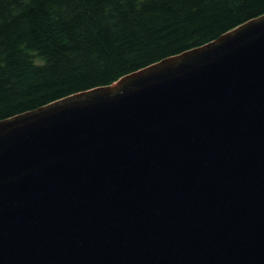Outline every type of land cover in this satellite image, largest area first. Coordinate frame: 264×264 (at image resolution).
<instances>
[{
	"label": "water",
	"instance_id": "water-1",
	"mask_svg": "<svg viewBox=\"0 0 264 264\" xmlns=\"http://www.w3.org/2000/svg\"><path fill=\"white\" fill-rule=\"evenodd\" d=\"M0 264H264V13L1 119Z\"/></svg>",
	"mask_w": 264,
	"mask_h": 264
},
{
	"label": "trees",
	"instance_id": "trees-1",
	"mask_svg": "<svg viewBox=\"0 0 264 264\" xmlns=\"http://www.w3.org/2000/svg\"><path fill=\"white\" fill-rule=\"evenodd\" d=\"M264 13V0H0V120L109 85Z\"/></svg>",
	"mask_w": 264,
	"mask_h": 264
}]
</instances>
